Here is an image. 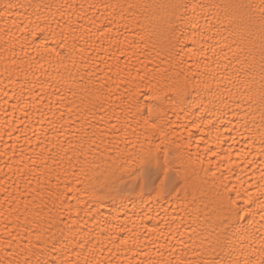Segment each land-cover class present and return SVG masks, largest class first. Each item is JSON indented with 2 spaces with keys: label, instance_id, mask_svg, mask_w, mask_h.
<instances>
[{
  "label": "snow or ice",
  "instance_id": "6c2138e0",
  "mask_svg": "<svg viewBox=\"0 0 264 264\" xmlns=\"http://www.w3.org/2000/svg\"><path fill=\"white\" fill-rule=\"evenodd\" d=\"M100 7L105 23L85 24L83 3L6 5L24 12L12 21L19 37L0 27V59L23 80L12 96L21 115L5 121L16 143L0 156H17L22 138L36 147L20 145L6 164L18 178L0 181V264H264V166L254 158L264 156V0L87 5ZM232 105L246 109L226 129L245 140L235 159L239 141L223 147L219 127L240 115ZM133 197L174 200L181 214L101 226L106 200L123 208Z\"/></svg>",
  "mask_w": 264,
  "mask_h": 264
},
{
  "label": "bare ground",
  "instance_id": "6f19581e",
  "mask_svg": "<svg viewBox=\"0 0 264 264\" xmlns=\"http://www.w3.org/2000/svg\"><path fill=\"white\" fill-rule=\"evenodd\" d=\"M9 2H19V3H27L28 0H0V27L5 26V21H7V26L11 27L13 32H15L16 36H20V32L18 29L14 28L12 26V21L16 20L17 23L20 22V19H22V13L24 12V9L22 8H14V9H7L6 10V5ZM68 3L74 4L77 7L83 3L85 5V11L87 13V16L85 18V21H82V23L86 24V21L88 18H96L99 20L101 24L105 23L104 16L106 15L105 10L103 7H100L98 10L97 9H88L87 5L88 3H98L102 4L103 0H67ZM146 3H151L153 0H144ZM205 3H213V2H223V0H204ZM66 13L72 11L71 9L65 8L64 10ZM57 19H59V15H57ZM75 20V17H73ZM141 22L147 24V21L143 20L141 18ZM203 23V21L201 22ZM53 27H55V23H53ZM3 39H8L7 36H4ZM198 40L200 39L199 37L197 38ZM22 42V41H21ZM203 43V41H200ZM54 41L50 40L48 42V46H54ZM199 46V45H197ZM187 47L192 48V42L188 41L187 42ZM16 52L18 55H21L20 53V47L17 45ZM30 54L34 55L35 53H32L31 49H29ZM2 55V53H0ZM226 63V61H225ZM150 67L152 65H149ZM45 67L48 68V65L45 64ZM49 73L52 75H55L54 71L49 68ZM83 71V69H82ZM221 72L224 71L223 66L220 69ZM11 75V79H9V76ZM17 75L20 76V80H23V76L20 74H12L9 71H5V65L3 59H0V135L3 136V139L0 140V152L4 151V144L7 143L9 146L12 145L13 143H16L15 141V136L18 133L13 132L12 134V139H9L8 137V131L9 128L7 125H5V121L9 119H13L15 117H19L21 114L19 111L13 113L12 110V105L15 103V100L12 98L13 93L19 94L20 91V83L17 81ZM40 75V73H38ZM29 78L31 77V74H29ZM49 76L47 75H41V80L48 79ZM37 91H39L37 89ZM7 93L8 95H5ZM232 110L237 111L240 113V115L234 116L232 114V111L228 112V115L223 117V120L225 123L219 124L220 131L223 133L226 143L223 145V147H228L229 144H231V136H236L237 140L239 141L238 144L234 146V152H233V158L235 159V149H239L242 145L245 144V140L241 138L239 135H237L236 132H228L226 129L231 128L233 125H238V121L240 118L243 116L244 112L246 111L245 108L241 109H236L235 105H232ZM5 111H7V115L5 114ZM189 119H191L189 117ZM257 123L259 122V115L256 117ZM227 121H231V123H226ZM181 122H184V117L181 115ZM46 126V125H45ZM31 127L39 128L40 125L33 123ZM211 132V135L214 137L216 135L215 129H205V133ZM242 131V129H241ZM51 135V134H50ZM186 135V133H185ZM200 133H194V137H198ZM28 136H32V133L29 132ZM207 139V135L205 136ZM20 145H23L25 149L28 148H35L36 147V142H35V137L32 138V144H25L23 138L17 145V156L13 157L11 151H8V154L6 156H0V169H3L2 172H0V181L4 182V186L8 187L15 181L18 177L13 175V173L8 171V168L6 167V164L12 163L13 166L15 167V162L19 158V148ZM203 145H201V148ZM258 147V145H257ZM193 151H195V148H193ZM250 151L255 152V149H251ZM30 152H25V156L30 155ZM253 158V157H250ZM257 160V165L256 167H262L264 165L260 164L261 160H264V156H255L254 157ZM239 171V170H237ZM253 173L251 169H248V176H252ZM11 177V179H9ZM190 177V182L192 183H198L200 177H197L193 175L191 172L189 173ZM52 183H56V177L55 174L52 175ZM63 179V177H62ZM33 186H35V180L32 181ZM22 188L21 191H23V181H21ZM62 187V185H61ZM9 191H14V189L9 188ZM3 193H0V199H3ZM208 196H211V192L208 193ZM133 200L136 201V204L133 205L131 202H123L124 207H121V201H112V200H106L104 202V206L99 209L100 215L97 216V220L101 221V226L107 227L106 225H103V219L105 217L110 218L111 222L113 225H119L121 223L125 222V219L128 220V226L131 227V222L135 221L137 224H139L140 217L147 214L153 217L151 221H145V223H148L149 226H151L152 223H155V221L159 218L157 216V213H159L160 217L165 216V209L167 210L168 216L171 217V215H177L179 216L181 214V208L177 206L176 202L174 200L168 199V200H162L160 203H157L155 201H145L144 203H141L138 198L133 197ZM74 203V201H73ZM89 226L94 227L93 223L91 220H89ZM99 230V228H97ZM0 231H2V224H0ZM19 231V229H17ZM15 235V233H14ZM2 238V237H0ZM2 254V253H0ZM21 261H23V256L20 257Z\"/></svg>",
  "mask_w": 264,
  "mask_h": 264
}]
</instances>
